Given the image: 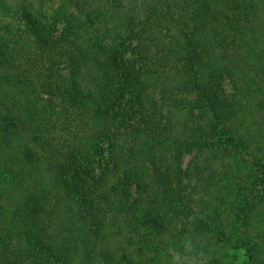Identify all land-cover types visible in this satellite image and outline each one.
<instances>
[{
  "label": "trees",
  "instance_id": "obj_1",
  "mask_svg": "<svg viewBox=\"0 0 264 264\" xmlns=\"http://www.w3.org/2000/svg\"><path fill=\"white\" fill-rule=\"evenodd\" d=\"M50 1L0 0V264H264V0Z\"/></svg>",
  "mask_w": 264,
  "mask_h": 264
},
{
  "label": "rangeland",
  "instance_id": "obj_2",
  "mask_svg": "<svg viewBox=\"0 0 264 264\" xmlns=\"http://www.w3.org/2000/svg\"><path fill=\"white\" fill-rule=\"evenodd\" d=\"M18 2L22 4H26L28 7L30 6L32 11L37 13V12H50L51 11V4L52 2L50 0H17ZM78 2V4L84 8L85 10L88 9H105V4L104 3H97L95 0H75ZM54 5V4H52ZM17 30L23 29L22 25H19ZM224 88L226 92H229L231 89V85L228 79H224L223 81ZM189 156H185L183 159V163L185 164ZM236 259L234 263H241L244 260V254L243 251H238L235 253Z\"/></svg>",
  "mask_w": 264,
  "mask_h": 264
}]
</instances>
